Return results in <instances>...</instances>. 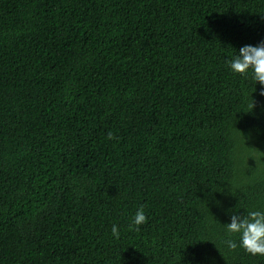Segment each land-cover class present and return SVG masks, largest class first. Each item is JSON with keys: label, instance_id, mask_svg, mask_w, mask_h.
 Returning <instances> with one entry per match:
<instances>
[{"label": "trees", "instance_id": "trees-1", "mask_svg": "<svg viewBox=\"0 0 264 264\" xmlns=\"http://www.w3.org/2000/svg\"><path fill=\"white\" fill-rule=\"evenodd\" d=\"M260 43L264 0H0V264H264Z\"/></svg>", "mask_w": 264, "mask_h": 264}, {"label": "clouds", "instance_id": "clouds-1", "mask_svg": "<svg viewBox=\"0 0 264 264\" xmlns=\"http://www.w3.org/2000/svg\"><path fill=\"white\" fill-rule=\"evenodd\" d=\"M228 65L234 74L245 77L250 75L254 81V87L259 84L264 88V43L241 46L228 60ZM261 95H264V91H261ZM249 106L252 110L254 107L252 99ZM146 220V214L141 206L131 217L129 226L139 230V226L144 224ZM229 221L224 225L227 233L237 235L239 240L237 242L234 239H227L224 241L226 246L233 250L239 247L252 256H264V211L250 210L243 215L233 212ZM111 232L113 236H119L117 225L112 226Z\"/></svg>", "mask_w": 264, "mask_h": 264}]
</instances>
